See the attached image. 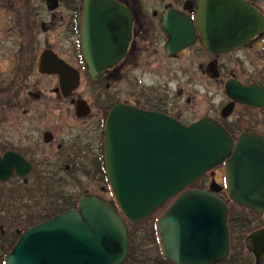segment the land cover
I'll return each mask as SVG.
<instances>
[{
    "label": "flooded vegetation",
    "instance_id": "1",
    "mask_svg": "<svg viewBox=\"0 0 264 264\" xmlns=\"http://www.w3.org/2000/svg\"><path fill=\"white\" fill-rule=\"evenodd\" d=\"M112 1L130 17L121 28L124 35L113 23L106 24L114 47L121 48L122 36L127 39L124 53L94 77L82 48L84 0H0V264H6L25 227L43 222L36 223L35 215L50 217L62 205L56 190L71 199L96 194L115 208L105 169L104 130L116 105L161 114L185 126L214 120L234 145L240 137L264 140V0H245L263 18V26L243 44L208 51L194 28L195 40L172 53L163 22L167 10L195 25L199 0ZM152 3V9H143ZM144 55L151 75L153 69L159 77L151 83L138 71ZM3 131L12 134L7 138ZM7 153L15 158L2 159ZM225 170L224 161L205 171L166 200L164 210L185 190L210 192L227 208L228 253L214 264H238L242 251L249 264H264L246 246L248 237L264 230V211L232 201ZM81 174L89 188L76 183Z\"/></svg>",
    "mask_w": 264,
    "mask_h": 264
},
{
    "label": "water",
    "instance_id": "2",
    "mask_svg": "<svg viewBox=\"0 0 264 264\" xmlns=\"http://www.w3.org/2000/svg\"><path fill=\"white\" fill-rule=\"evenodd\" d=\"M83 4L82 48L95 77L101 68L120 59L127 40L122 36L121 48L114 47L106 24L125 29L130 17L112 0H84ZM109 10L112 13L106 14ZM196 10L195 25L184 15L167 10L163 22L169 33L168 52L191 44L194 28L208 51L221 52L243 44L263 26V18L245 0H199ZM105 125V169L114 200L128 221L148 217L184 186L224 161L230 198L264 211L261 138L240 137L234 145L214 120L204 118L185 126L164 115L122 105L113 107ZM4 158L15 157L7 153ZM226 210L224 201L208 191H183L156 221L162 254L174 264H214L223 259L228 253ZM120 212L101 197L85 194L77 208L24 231L5 262L122 264L129 245ZM246 246L255 252L257 262L264 260V230L248 237Z\"/></svg>",
    "mask_w": 264,
    "mask_h": 264
},
{
    "label": "trees",
    "instance_id": "3",
    "mask_svg": "<svg viewBox=\"0 0 264 264\" xmlns=\"http://www.w3.org/2000/svg\"><path fill=\"white\" fill-rule=\"evenodd\" d=\"M56 197H62V205L58 204L56 210L51 214V216L58 215L63 211H67L77 206V200L79 196L73 199L68 198L66 193L59 192L56 190ZM66 201L64 202V199ZM242 206V205H237ZM165 212L164 203L153 210L150 216L140 220L139 222L128 221L124 218V222L128 229V245L129 249L127 252V257L122 264H171L169 260L162 255L161 248L159 244V233H157V219ZM35 222L39 223L48 218V216L35 215ZM238 226V224H235ZM28 229V227H25ZM240 242H238V248H240ZM244 250V246H242ZM239 256V260L245 261V264H249L245 255Z\"/></svg>",
    "mask_w": 264,
    "mask_h": 264
},
{
    "label": "rangeland",
    "instance_id": "4",
    "mask_svg": "<svg viewBox=\"0 0 264 264\" xmlns=\"http://www.w3.org/2000/svg\"><path fill=\"white\" fill-rule=\"evenodd\" d=\"M153 3L151 4V5H147V7H146V4L144 5H142V7H144L143 9L144 10H146V8H148V9H152L153 8ZM155 55H157V56H159V54H155ZM146 56L147 55H144V60H141L140 61V63H139V65H138V68H139V73L141 74V76L143 77V79H144V81L146 82V83H151L152 82V79H153V82L155 81V79L157 78H159L158 76H154V73H153V69H152V75H151V70H150V67H148L147 66V63H146V61H145V58H146ZM160 57V56H159ZM173 84L174 85H181V82H178V83H176L175 81H173ZM10 134H12V132L11 131H3V133H2V136H6L7 138H9V135ZM77 179V180H76ZM76 179H74V180H76V183H80L82 186H83V189L84 188H89V184H88V182H89V180H88V178H87V176L85 175V174H81V175H79ZM75 188V185H73L72 184V186H71V189L72 188ZM67 189H70V187H67ZM77 190H79V191H82V189L80 188H77ZM78 196H80L79 194H78ZM240 213H242V212H240ZM240 251H242V250H240ZM239 252V251H238ZM242 253L243 254H245V252L244 251H242ZM240 255H242L240 252H239V254H238V261H237V263L238 264H245V261H240L239 260V256ZM249 263V262H248Z\"/></svg>",
    "mask_w": 264,
    "mask_h": 264
},
{
    "label": "bare ground",
    "instance_id": "5",
    "mask_svg": "<svg viewBox=\"0 0 264 264\" xmlns=\"http://www.w3.org/2000/svg\"><path fill=\"white\" fill-rule=\"evenodd\" d=\"M184 125V124H183Z\"/></svg>",
    "mask_w": 264,
    "mask_h": 264
}]
</instances>
